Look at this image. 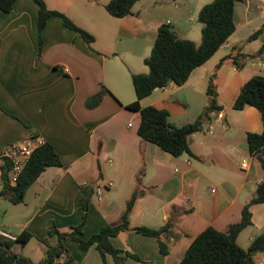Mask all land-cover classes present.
<instances>
[{"label": "crops", "instance_id": "1", "mask_svg": "<svg viewBox=\"0 0 264 264\" xmlns=\"http://www.w3.org/2000/svg\"><path fill=\"white\" fill-rule=\"evenodd\" d=\"M211 1L172 0L175 14L169 19L159 11L163 0H137L132 13L120 18L96 0H44L93 35L92 49L59 16L49 17L39 31L33 0H16L11 11L0 10V147L38 136L52 144L62 164L47 167L19 202L11 201L12 189L1 190L0 240L8 235L3 239L13 241L11 253L43 261L49 246L56 245L54 237H47L49 227L67 232L82 222L85 187L92 195L81 228L84 239L116 225L136 188L141 193L129 214L130 227L169 228L161 236L166 254L153 236L128 230L113 237L117 249L138 257H126L125 264H178L204 229L223 231L240 221L244 205L264 180L247 139L248 133H261L263 125L255 107L236 110L233 103L246 81L264 75V3L237 1L235 29L214 54L184 83L169 82L140 100L142 108L166 109L170 123L182 126L209 104L211 82L219 110L188 137L191 154L175 157L142 140L140 111L127 107L136 99L131 76L148 72L143 60L158 28L168 21L180 38L199 44L201 24L195 20ZM229 54L242 66L227 59ZM102 85L109 92L97 106L86 107V99ZM243 160L248 161L245 168ZM108 182L112 185L98 194L96 186ZM249 211L251 224L236 238L244 250L264 234V204H251ZM22 232L32 235L25 244L15 240ZM62 245V264H104L95 247L82 250L69 238ZM252 259L264 264V252ZM105 264H115L111 255H105Z\"/></svg>", "mask_w": 264, "mask_h": 264}, {"label": "trees", "instance_id": "2", "mask_svg": "<svg viewBox=\"0 0 264 264\" xmlns=\"http://www.w3.org/2000/svg\"><path fill=\"white\" fill-rule=\"evenodd\" d=\"M15 1L0 0V10L3 12L11 11ZM33 1L38 6L37 27L39 31L45 27L49 17L59 16L64 26L75 31L92 49L94 37L91 33L76 25L65 14L49 9L44 0ZM136 1L109 0L104 5V9L109 15L120 18L132 13V7ZM237 1L239 0H212L199 9L197 15V20L201 24V42L199 44L189 39L180 38L169 23H164L158 28L150 54L143 60L148 67V72L131 76L136 99L127 107L131 110L140 111L138 135L142 140L158 145L175 157L184 153L191 154L188 137L202 128L203 119L208 117L211 112L219 110L215 99L216 92L211 82L207 88V93L210 95L209 104L193 122L182 126H175L169 122V112L166 109L154 106L142 108L140 100L149 96L156 88L166 86L169 82L176 85L184 83L196 67L203 64L214 54L235 29L233 15L234 5ZM259 32L254 33L250 39L255 38ZM261 49H264V44ZM255 56L245 55L243 59ZM226 58L231 59L237 67H241L243 64V62L237 61L236 56L231 54L227 55ZM107 92H109L108 89L102 85L96 94L86 99V107L97 106ZM247 105L255 107L260 112L263 130L261 133H248L247 139L249 153L264 169V75H255L242 85L233 103V108L240 110ZM61 165L59 155L52 144L44 142L31 154L19 176L17 185L12 189L11 201H21L27 188L47 167ZM140 193L137 188L133 191L125 204L120 221L116 225H106L97 233L84 239L80 237L81 228L92 195V190L85 187L83 197L80 200L81 207L84 210L82 222L67 232L58 231L54 225L49 227L47 237H54L56 245L49 246L43 261L33 263L22 255L11 253L9 248L13 241L3 239V237L0 240V264H51L55 257L62 254L64 250L62 240L65 238L75 241L82 250L95 247L99 251L104 264L106 254L112 256L115 264H125L126 257H132L136 260L138 257L117 249L112 244V238L128 230L155 237L158 240L160 252L166 254L167 248L161 236L169 232L167 226L160 229H151L143 226L131 228L129 225L130 211ZM254 203L264 204V180L257 186L254 194L244 205L239 222L229 225L223 231H218L212 227L204 229L193 239L178 264H255L252 255L257 252H264V234L256 236L247 250L241 248L236 241L238 234L251 224L249 207ZM31 236L28 232H22L15 240L25 244ZM47 237L44 239L46 243Z\"/></svg>", "mask_w": 264, "mask_h": 264}, {"label": "built area", "instance_id": "3", "mask_svg": "<svg viewBox=\"0 0 264 264\" xmlns=\"http://www.w3.org/2000/svg\"><path fill=\"white\" fill-rule=\"evenodd\" d=\"M191 20V19H190ZM166 23H169L166 21ZM217 117H222V113H217ZM131 126V123L128 124ZM44 140L38 136H30L29 138L0 147V192L2 189H13L17 183L21 172L28 162L33 151L44 144ZM247 160H243L241 167L247 166ZM112 185L108 182L105 185H97L96 192L99 194L102 190ZM8 237L7 234H3ZM63 255L55 257L51 264H62Z\"/></svg>", "mask_w": 264, "mask_h": 264}, {"label": "rangeland", "instance_id": "4", "mask_svg": "<svg viewBox=\"0 0 264 264\" xmlns=\"http://www.w3.org/2000/svg\"><path fill=\"white\" fill-rule=\"evenodd\" d=\"M83 2V0H81ZM109 0H96V3H98V5H102V4H106ZM144 2H148L151 3L152 0H142ZM172 0H168V5H165V1L163 0V6L162 8L159 10L161 14L165 13L167 14L169 19H173V14H175V8H174V4L171 3ZM177 1H181V0H177ZM264 3V0H261ZM104 6V5H103ZM193 16H195V14H193ZM195 18V17H194ZM197 18L195 20V23H197ZM173 27V25H171V28ZM170 120V119H169ZM170 122V121H169ZM172 124V123H171Z\"/></svg>", "mask_w": 264, "mask_h": 264}]
</instances>
